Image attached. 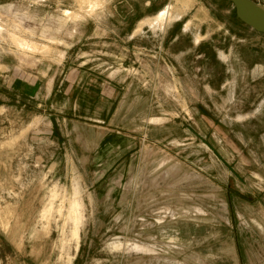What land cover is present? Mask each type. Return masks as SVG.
Listing matches in <instances>:
<instances>
[{
	"label": "rangeland",
	"instance_id": "1",
	"mask_svg": "<svg viewBox=\"0 0 264 264\" xmlns=\"http://www.w3.org/2000/svg\"><path fill=\"white\" fill-rule=\"evenodd\" d=\"M0 264H264V34L229 0H0Z\"/></svg>",
	"mask_w": 264,
	"mask_h": 264
},
{
	"label": "water",
	"instance_id": "2",
	"mask_svg": "<svg viewBox=\"0 0 264 264\" xmlns=\"http://www.w3.org/2000/svg\"><path fill=\"white\" fill-rule=\"evenodd\" d=\"M235 7L236 16L247 26L264 34V13L250 14L245 7V0H229Z\"/></svg>",
	"mask_w": 264,
	"mask_h": 264
},
{
	"label": "bare ground",
	"instance_id": "3",
	"mask_svg": "<svg viewBox=\"0 0 264 264\" xmlns=\"http://www.w3.org/2000/svg\"><path fill=\"white\" fill-rule=\"evenodd\" d=\"M172 6V5H171ZM171 6L165 9V15H161L160 20L166 23H169L173 18V13L171 11ZM245 7L249 11L250 14L257 15L259 13H264V7L256 5L254 2L250 0H245ZM79 202H75V204L70 207V214L72 219L75 222V235H78V227L81 223V217L79 213Z\"/></svg>",
	"mask_w": 264,
	"mask_h": 264
}]
</instances>
